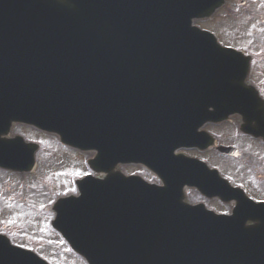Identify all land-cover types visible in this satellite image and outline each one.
<instances>
[{"label": "water", "instance_id": "obj_1", "mask_svg": "<svg viewBox=\"0 0 264 264\" xmlns=\"http://www.w3.org/2000/svg\"><path fill=\"white\" fill-rule=\"evenodd\" d=\"M222 3L0 0V166L32 167V146L20 137L5 138L12 123L59 133L60 112L73 111L76 101L97 96L101 87L128 102L130 112L160 110L170 120L178 106L195 98L210 120L238 113L251 132L248 122L264 119V103L244 81L249 57L221 47L211 33L192 26L193 18L209 17ZM107 81L112 89H106ZM91 109L97 113L99 106L91 104ZM126 182L118 172L93 180L95 206L76 213L87 235L67 239L88 264H254L261 240L239 217L198 216L182 201L178 180L169 179L163 187L139 183V196L125 205L121 186L110 184ZM88 183L82 181L89 189ZM74 200L77 207L79 197ZM126 208L141 217L139 232L130 237L133 251L93 253L90 227L124 215ZM258 257L264 258V251Z\"/></svg>", "mask_w": 264, "mask_h": 264}, {"label": "flooded vegetation", "instance_id": "obj_2", "mask_svg": "<svg viewBox=\"0 0 264 264\" xmlns=\"http://www.w3.org/2000/svg\"><path fill=\"white\" fill-rule=\"evenodd\" d=\"M232 122L234 123L231 124ZM202 131L206 133V136L204 135L202 141L198 142L201 148L180 147L176 149L175 153L201 160L209 167L216 168L222 176L225 174L222 172L221 166L210 160L208 153L212 152L224 159L237 161L233 167V175L227 177L230 184L241 188L252 200L264 202V140L239 132L236 119L221 123L206 122L199 128V132ZM208 135L214 138L215 146L234 147L237 149L236 154L227 156L217 152L215 146L205 147L207 143L205 140ZM43 136L48 144L52 140V143L58 148L68 152L80 153L77 149L61 144L54 135L43 134ZM139 141L140 149L143 146L144 150L143 134L140 135ZM46 143L43 144L42 148H45ZM173 145L175 144L173 143ZM93 155L94 152H91L84 158L86 160ZM120 167L125 175L135 174L148 182H158L157 177L142 165L127 163L120 165ZM88 173H93V171L86 167L85 171L78 174L77 177ZM74 179L71 185L70 183L66 185L67 189L63 190L64 193L60 191L62 193L54 197L35 198L34 200L0 199V249H4L0 252L6 253L7 249L13 247L12 249L17 253L37 255L49 264H77L76 260L72 259L76 255L69 249L61 234L51 224L55 215L50 209L58 196L75 193ZM186 199L193 204L202 203L206 208L216 213H229L233 206V203H224L218 197L202 195L195 188L186 189ZM53 235L56 238L55 243L50 241ZM28 264H34L32 258H28Z\"/></svg>", "mask_w": 264, "mask_h": 264}, {"label": "rangeland", "instance_id": "obj_3", "mask_svg": "<svg viewBox=\"0 0 264 264\" xmlns=\"http://www.w3.org/2000/svg\"><path fill=\"white\" fill-rule=\"evenodd\" d=\"M194 24L213 32L222 45L232 46L251 55L247 81L253 86L255 82L263 95L264 0H226L225 4L211 17L195 20ZM18 132L25 138L41 139L40 133L24 126H19ZM39 153L37 152L36 155L37 166L32 173L25 175L0 173V199H45L64 193L63 190L67 189L66 185L68 183L71 185L73 179L85 170L83 159L89 154L65 151L53 144L52 140L49 144L46 143L45 148H42ZM208 156L210 160L221 166L225 175H233V167L237 161L224 159L212 152H209ZM54 236L50 241L55 243ZM72 259H75L77 264H81L79 259L75 257Z\"/></svg>", "mask_w": 264, "mask_h": 264}]
</instances>
